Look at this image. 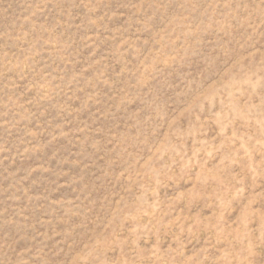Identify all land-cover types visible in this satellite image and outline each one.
Listing matches in <instances>:
<instances>
[{
  "label": "rangeland",
  "instance_id": "1",
  "mask_svg": "<svg viewBox=\"0 0 264 264\" xmlns=\"http://www.w3.org/2000/svg\"><path fill=\"white\" fill-rule=\"evenodd\" d=\"M0 264H264V0H0Z\"/></svg>",
  "mask_w": 264,
  "mask_h": 264
}]
</instances>
